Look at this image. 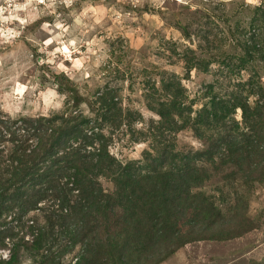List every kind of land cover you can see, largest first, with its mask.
Listing matches in <instances>:
<instances>
[{
    "label": "rangeland",
    "instance_id": "rangeland-1",
    "mask_svg": "<svg viewBox=\"0 0 264 264\" xmlns=\"http://www.w3.org/2000/svg\"><path fill=\"white\" fill-rule=\"evenodd\" d=\"M13 4L25 7L9 21L0 10V115L63 114L71 124L79 116L89 119L86 130L102 134L108 154L96 177L104 194L125 169L146 174L161 162L183 166L201 151L196 166L206 178L191 191L212 202V221L201 208L183 214L160 203L115 199L113 216L88 221L83 264H264V0H0V9ZM37 82L40 88L30 91L27 85ZM20 86L24 91L16 92ZM53 86L66 99L44 115L30 101ZM68 87L94 109L75 106ZM171 93L182 108L160 105ZM17 96L24 103L13 116L6 109ZM102 96H114L109 115H103ZM233 104L224 120L200 122L205 108L223 113ZM231 139L255 144L254 151L228 161L215 147ZM164 155L168 159L158 161ZM48 204L21 218L16 211L0 217V259L20 239L31 244V225L47 230ZM54 229L57 234L59 226ZM82 248L75 245L58 263L74 264ZM48 249L21 248L18 264H52L47 255H55L56 246Z\"/></svg>",
    "mask_w": 264,
    "mask_h": 264
},
{
    "label": "trees",
    "instance_id": "trees-1",
    "mask_svg": "<svg viewBox=\"0 0 264 264\" xmlns=\"http://www.w3.org/2000/svg\"><path fill=\"white\" fill-rule=\"evenodd\" d=\"M173 80L176 83V79ZM67 91L75 106L85 102L94 109L93 102L82 96L76 88L68 87ZM100 99L103 115L111 114L116 104L114 96L105 100L102 96ZM160 105L182 108L177 93H171L170 98ZM238 105L247 112L245 106ZM234 107L235 104L225 106L224 114L214 107L211 110L205 108L200 122H220ZM157 113L164 120L170 117V111ZM73 120L75 123L71 124L63 114L17 119L0 115V217L16 211L17 218H21L38 208L41 202H49L47 208H50L47 230L42 226L31 225V244L21 239L13 243L8 258L0 259V264H18L21 248L37 252L44 244L49 245V251L56 246L55 255H47L52 264H59V260L75 245H82V252L74 264H83L85 249L87 251L89 244L88 221L98 218L108 220L113 216L112 203L115 199L123 204H132L138 200L152 205L160 203L163 205L161 208L167 212L173 210L183 214L191 208H201L209 222L214 219L212 202L206 198L199 199L191 191L193 184L199 186L203 178H206L196 166V161L201 159V151L195 152L196 155L193 153V157H187L183 166L176 167L171 162L164 165L161 162L146 174L127 172L125 169L114 177L112 193L104 194L96 180L104 170L108 156L104 138L93 128L86 130L90 127L89 119L79 116ZM246 142L225 140L215 148L217 153L221 152L228 161L235 164L254 151L251 147L255 144ZM6 146L9 148L5 149ZM165 159H168L166 155L158 161ZM135 190L140 194L136 195ZM56 225L59 226L57 234L54 233Z\"/></svg>",
    "mask_w": 264,
    "mask_h": 264
},
{
    "label": "clouds",
    "instance_id": "clouds-1",
    "mask_svg": "<svg viewBox=\"0 0 264 264\" xmlns=\"http://www.w3.org/2000/svg\"><path fill=\"white\" fill-rule=\"evenodd\" d=\"M25 7V5L22 4H13L10 7H4L3 9H0L4 12H8V15L5 16L3 19L5 21H9L12 20L13 18H19V17H14V12L15 9L17 8H23ZM35 16H32L28 19L27 22H31L32 19H35ZM46 27V25H45ZM56 27H61L60 24H57ZM7 35L9 36H19L20 32L18 31H13V30H8L6 32ZM56 37L54 36L53 39H55ZM51 41H46L45 43H50ZM74 41H69V44H72ZM40 51H44L43 48L40 49ZM57 51H64L66 54V49H57ZM72 51L75 52L77 51L76 48H72ZM53 55V53H49V57H51ZM46 61L41 60L40 63H45ZM48 63H51V60L47 61ZM80 60H76L74 61V66L75 67H79L80 66ZM61 69H63V64H61L59 66ZM64 71H68L67 69H63ZM28 89L31 91L33 89H39L40 85L39 83H31L27 85ZM55 86L51 87V88H46L45 91H39L38 95L30 101V103L33 105L34 109H39L42 108L43 114L44 115H48V109H54V110H59L62 108L63 106V101L66 99L65 95H58L57 92L54 90ZM16 92H23L24 91V86H20L18 88L15 89ZM17 103L11 108V109H6L10 112L11 115L15 116L16 113L21 112V107L20 105L22 103H24V101L20 100L19 96L15 97ZM42 100L43 105H41L40 101ZM139 147H144L143 145H140ZM134 156L138 155V153H133ZM7 254L5 253V256Z\"/></svg>",
    "mask_w": 264,
    "mask_h": 264
}]
</instances>
